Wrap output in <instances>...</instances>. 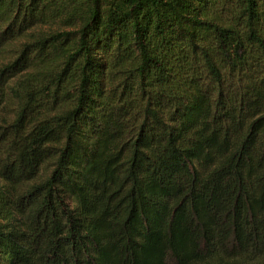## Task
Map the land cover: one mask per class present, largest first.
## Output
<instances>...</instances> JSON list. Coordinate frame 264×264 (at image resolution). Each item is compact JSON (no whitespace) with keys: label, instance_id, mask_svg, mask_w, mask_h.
Here are the masks:
<instances>
[{"label":"trees","instance_id":"obj_1","mask_svg":"<svg viewBox=\"0 0 264 264\" xmlns=\"http://www.w3.org/2000/svg\"><path fill=\"white\" fill-rule=\"evenodd\" d=\"M0 264H264V0H0Z\"/></svg>","mask_w":264,"mask_h":264},{"label":"rangeland","instance_id":"obj_2","mask_svg":"<svg viewBox=\"0 0 264 264\" xmlns=\"http://www.w3.org/2000/svg\"><path fill=\"white\" fill-rule=\"evenodd\" d=\"M12 116L11 110L8 107L0 108V132L4 130L6 123L10 121Z\"/></svg>","mask_w":264,"mask_h":264}]
</instances>
